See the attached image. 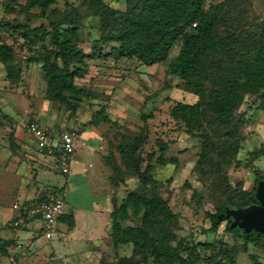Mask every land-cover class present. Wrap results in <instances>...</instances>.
<instances>
[{"label": "trees", "instance_id": "obj_1", "mask_svg": "<svg viewBox=\"0 0 264 264\" xmlns=\"http://www.w3.org/2000/svg\"><path fill=\"white\" fill-rule=\"evenodd\" d=\"M116 1L124 2L126 9H117L106 0H87L90 12L100 18L102 32L116 33L115 39L119 43L110 50L114 58L135 57L144 65H153L167 60L174 45L180 42L168 72L181 78L186 89L199 99L194 103L176 101L170 114L186 126L189 135L202 140L192 174L208 185L209 201L214 208L206 213L211 221L206 231L218 232L227 218L223 215L227 208L247 209L249 214L258 210L257 187L264 182V171H256L252 189L245 188L242 183L233 185L229 171L240 163L238 154L246 139L247 120L244 112L239 111L246 94H257L264 109V21L257 25L256 32L246 30L242 24L229 25L223 14L228 13L226 2L206 8L205 0ZM14 2L18 4L16 0ZM56 2L28 0L30 8L38 9L29 15L47 19L49 28L44 23L35 28L5 23L0 24V32L16 33L25 40L35 36L49 40V46L33 55L34 60L43 61L45 97L49 101L67 103L72 111H76L86 94V90L74 82L83 74L86 58L79 47L78 31L84 16L78 9H50ZM3 4L7 10H13L8 1ZM223 27L225 29L221 30ZM12 53V47L1 41L0 60L9 76ZM144 118L142 131L123 139L120 154L123 163L133 167L141 185H157L159 181L153 175L155 151L143 155L149 140V125ZM81 126L86 127V124ZM13 136L11 132V145L16 142ZM158 144L160 154L156 162L159 165L176 163L177 159L165 157L168 145L162 140H158ZM55 155L58 157L57 153ZM248 156L251 161L264 157V143L249 151ZM104 158L113 169L111 179L121 181L122 167L114 153ZM50 193L60 195L57 191ZM197 195L194 190L193 197L197 198ZM112 198V242L117 246L131 244L132 251L112 259L103 254L101 264H203L205 261L208 264H238L237 251L224 241L216 239L198 244L186 237L179 238L175 232L179 228L178 216L168 199L160 194L147 195L132 190L119 205L114 195ZM130 207L140 215V223L123 225L121 219L129 216ZM229 212L226 228L236 231L234 226L231 227L232 213ZM62 218L73 226L72 214ZM253 227L249 225V232L243 235L246 244L264 239V228L254 233ZM12 243V240L0 239V254L8 255ZM252 262L263 264L256 257Z\"/></svg>", "mask_w": 264, "mask_h": 264}, {"label": "rangeland", "instance_id": "obj_2", "mask_svg": "<svg viewBox=\"0 0 264 264\" xmlns=\"http://www.w3.org/2000/svg\"><path fill=\"white\" fill-rule=\"evenodd\" d=\"M5 1L10 3L13 10L6 9L3 4ZM16 1L19 5L14 0H0V24H22L35 28L44 23L49 28L47 19L29 15L38 12V9L30 8L28 0ZM106 1L117 9H126L124 2ZM221 2L228 4V13L223 14L229 25L242 24L246 30L256 32L257 25L264 21V0H205L206 8ZM52 8L66 11L78 9L84 16L78 29L79 47L86 55L84 71L74 80L77 87L86 90L81 106L72 111L67 103L49 101L45 97L43 61L34 60L33 55L44 46H49L48 39L35 36L25 40L16 33L2 31L0 43L4 41L9 44L13 53L10 76L0 60V127L8 126L14 130L23 128L29 133L32 123L41 122L60 131L80 132L85 128L81 124L97 126L109 142L107 154L114 153L122 167V180H112L113 169L105 162V155H98L100 163H105L107 167L104 176H108V190L111 194L116 193L118 205L132 190L147 195L158 193L168 199L170 207L178 216L179 228L175 232L179 238L186 237L188 241L198 244L216 239L224 241L237 251L235 259L238 264H252L253 257L264 264V239L247 244L244 241L243 235L249 232V225L254 226V233L264 228L260 222H249L252 216L247 218V209L227 208L223 213L230 218L228 213L231 211V227L234 226L236 231L227 230V218L223 220L218 232L206 231L211 226L206 213L214 211V208L209 201L208 185L192 174L202 140L189 135L186 126L174 120L170 114L176 101L194 103L199 99L198 95L186 89L181 78L168 72L170 62L179 51L180 42L174 45L167 60L157 64L144 65L135 57L116 59L110 55L111 47L119 43L115 39L116 33L102 32L100 18L90 12L87 0H57ZM239 111L244 112L247 120L246 139L238 154L240 163L232 166L229 174L233 185L242 183L245 188L252 189L256 171H264V157L251 161L248 156L249 151L264 143V109L261 108L259 96L246 94ZM144 117L149 125V140L143 155L155 151L153 175L159 181L157 185H141L133 167L124 164L120 154L123 139L142 131ZM158 140L168 145L165 157L177 159L176 163L159 165L156 162L160 154ZM76 156L84 162L90 161L84 144L73 153V158ZM54 175L60 182L65 181L63 175ZM194 190H197V198L193 197ZM256 206L263 209L264 202L258 200ZM121 222L123 225L139 224L140 215L130 207L129 216L121 219ZM131 251V244L125 247L112 243L104 255L112 259L115 255H128ZM203 264L208 263L205 261Z\"/></svg>", "mask_w": 264, "mask_h": 264}, {"label": "crops", "instance_id": "obj_3", "mask_svg": "<svg viewBox=\"0 0 264 264\" xmlns=\"http://www.w3.org/2000/svg\"><path fill=\"white\" fill-rule=\"evenodd\" d=\"M10 132L16 140L13 145ZM83 144L90 161L72 156L70 172L65 173L58 157L39 149L30 132L0 127V239L13 241L9 254H0V264H101L113 243L110 214L112 197L117 195L109 192L108 176H104L107 167L98 159L109 151L107 138L97 126H86L79 132L75 152ZM54 174L63 175L65 181L60 182ZM52 191L64 196L63 215L72 214L74 224L69 226L60 218L54 235L47 238L40 216L25 213L22 206L39 203L46 195L53 196ZM15 221L20 224L14 225Z\"/></svg>", "mask_w": 264, "mask_h": 264}, {"label": "built area", "instance_id": "obj_4", "mask_svg": "<svg viewBox=\"0 0 264 264\" xmlns=\"http://www.w3.org/2000/svg\"><path fill=\"white\" fill-rule=\"evenodd\" d=\"M29 132L36 139L37 146L41 150H47L51 154H58V162L62 171L70 172V161L76 150L79 133L76 130L58 132L51 125L32 123ZM65 198L62 194L53 195L47 199L33 204L27 203L22 206V210L31 216H40L42 222L43 235L51 238L56 230L60 218L65 213ZM20 221H15L14 225H19Z\"/></svg>", "mask_w": 264, "mask_h": 264}, {"label": "water", "instance_id": "obj_5", "mask_svg": "<svg viewBox=\"0 0 264 264\" xmlns=\"http://www.w3.org/2000/svg\"><path fill=\"white\" fill-rule=\"evenodd\" d=\"M259 200H262L264 202V182L259 188ZM245 215L247 216V218L249 216H252L249 218V222H260L261 225L264 226V208H259L258 210L253 211L251 214H249V210H247V212H245Z\"/></svg>", "mask_w": 264, "mask_h": 264}]
</instances>
